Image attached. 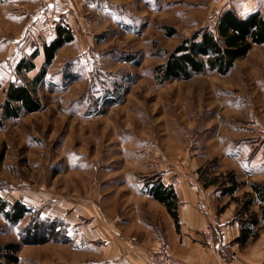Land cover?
I'll use <instances>...</instances> for the list:
<instances>
[{"label":"rangeland","instance_id":"obj_1","mask_svg":"<svg viewBox=\"0 0 264 264\" xmlns=\"http://www.w3.org/2000/svg\"><path fill=\"white\" fill-rule=\"evenodd\" d=\"M60 3L0 4V107L10 84L29 86L42 106L17 119L0 109V193L33 208L18 225L0 215V246L20 243L18 264L78 261L94 207L109 214L129 201L131 188L145 185L148 193L166 173L212 191L221 189L204 185L228 174L250 187L264 184V45L227 75L160 82L153 74L165 53L214 27L224 11L245 18L264 11V0H97L81 15L84 22H75L74 42L61 47L35 84ZM167 29L177 32L171 37ZM36 51V68L18 71ZM79 208L87 213L82 218L73 216ZM33 223L42 226L41 238L22 242ZM77 232L80 240H73ZM57 234L68 241H55Z\"/></svg>","mask_w":264,"mask_h":264},{"label":"crops","instance_id":"obj_2","mask_svg":"<svg viewBox=\"0 0 264 264\" xmlns=\"http://www.w3.org/2000/svg\"><path fill=\"white\" fill-rule=\"evenodd\" d=\"M95 1L79 0L78 4L61 0L60 9L53 15L54 32L60 24L73 30L75 22H84L81 15L90 5L93 8ZM236 179L241 186L233 198L238 201L221 191L204 190L188 176L175 178L171 173L164 174L160 181L165 187H174L177 195L178 224L166 206L146 193L145 185L137 190L131 188L129 201L115 203L110 215L95 206L91 221L82 226V240L78 232L73 239L80 240L76 247L80 258L68 264H150L148 253L161 249L184 258L187 264H264L263 221L254 227L259 228L257 238H250L246 244L238 242L243 222L253 214L261 220L262 213L260 200L250 185ZM153 185L148 187L152 189ZM244 195L252 204L249 211L242 213ZM85 214L84 208H79L73 216L82 218ZM210 225L215 230L211 245L205 242Z\"/></svg>","mask_w":264,"mask_h":264},{"label":"trees","instance_id":"obj_3","mask_svg":"<svg viewBox=\"0 0 264 264\" xmlns=\"http://www.w3.org/2000/svg\"><path fill=\"white\" fill-rule=\"evenodd\" d=\"M2 0H0V4ZM167 35L173 37L176 30L167 29ZM55 38L43 46L44 66L39 74L34 78V83L40 82L46 74L47 67L52 64L56 54L61 47L74 42L75 35L67 25H58L55 30ZM264 45V11L253 12L245 18L240 17L234 10H226L217 20L214 27H206L194 33L189 39L175 48L171 53H165L166 62L154 68L153 74L160 81H169L176 79H190L196 75H203L205 72L227 75L231 72L235 63L247 57L254 46ZM38 51L33 53L30 60L22 59L18 65V71L32 72L36 68L34 58ZM1 89V86H0ZM6 103L0 107L4 111V118L17 119L22 114L35 113L42 109L33 89L29 86H16L10 84L6 91ZM213 177L209 185L218 186L222 195H229L234 201V194L240 188V183L232 175ZM220 180L222 182L219 184ZM251 189L256 194L261 203V220L256 214H253L249 220L243 222L242 233L238 242L246 244L248 240L259 236V228L255 229L261 221L264 223V184L253 182ZM1 190V184H0ZM149 195L168 208L171 216L178 224V201L177 195L172 186H164L161 181L156 182ZM251 201L243 203L241 212L249 211ZM33 213V208L23 204L20 201L8 202L0 193V215L4 221L18 225L27 215ZM54 227V226H53ZM42 226L31 224L24 231L23 241L37 242L41 238ZM60 237V238H59ZM55 241L68 240L57 234ZM52 240V239H51ZM21 244L11 242L0 246V264H18Z\"/></svg>","mask_w":264,"mask_h":264},{"label":"built area","instance_id":"obj_4","mask_svg":"<svg viewBox=\"0 0 264 264\" xmlns=\"http://www.w3.org/2000/svg\"><path fill=\"white\" fill-rule=\"evenodd\" d=\"M48 10V6L45 8H42L40 10V15L44 16L46 15ZM209 230L206 233V237L208 241L211 243V241H214V232L215 230L210 225ZM150 264H187V262L184 260V258H180L179 256H176L169 251L166 250H154L151 251L147 256Z\"/></svg>","mask_w":264,"mask_h":264}]
</instances>
